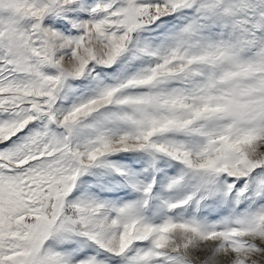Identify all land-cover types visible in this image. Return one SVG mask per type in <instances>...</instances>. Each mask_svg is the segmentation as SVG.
<instances>
[{
    "label": "snow or ice",
    "instance_id": "6c2138e0",
    "mask_svg": "<svg viewBox=\"0 0 264 264\" xmlns=\"http://www.w3.org/2000/svg\"><path fill=\"white\" fill-rule=\"evenodd\" d=\"M0 264H264V0H0Z\"/></svg>",
    "mask_w": 264,
    "mask_h": 264
}]
</instances>
